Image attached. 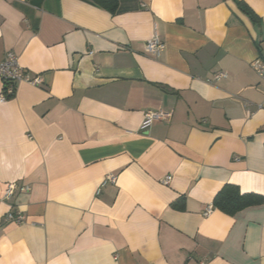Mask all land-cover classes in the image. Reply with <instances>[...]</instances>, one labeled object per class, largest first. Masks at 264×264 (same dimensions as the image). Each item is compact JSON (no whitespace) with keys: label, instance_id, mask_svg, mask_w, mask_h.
<instances>
[{"label":"crops","instance_id":"1","mask_svg":"<svg viewBox=\"0 0 264 264\" xmlns=\"http://www.w3.org/2000/svg\"><path fill=\"white\" fill-rule=\"evenodd\" d=\"M118 1L0 0V63L42 79L0 103V264H264V205L205 214L264 197V0Z\"/></svg>","mask_w":264,"mask_h":264},{"label":"built area","instance_id":"2","mask_svg":"<svg viewBox=\"0 0 264 264\" xmlns=\"http://www.w3.org/2000/svg\"><path fill=\"white\" fill-rule=\"evenodd\" d=\"M165 47V43L162 42L158 36H155L153 39L147 41L145 51L149 55L159 56ZM252 68L259 79L264 82V62L256 60L252 63ZM226 77L227 75L225 73H218L214 75L213 81H219ZM0 79L4 85V91L2 95H0V103L6 101L9 96L15 95L20 84L27 83L32 86H37L42 82L39 76H31L30 73L20 65L19 57L14 52H7L4 60L0 63ZM209 82L212 83V81ZM169 118L170 116L164 112L149 111L145 115L140 130L143 132L148 131L156 121H164ZM171 179L172 177L168 176L163 182L169 184ZM110 180H114V177L111 176ZM30 191L31 187L28 185L13 182L8 185L5 198L10 200L17 192L27 194ZM212 210L213 207L211 206L205 211V214L209 215ZM6 220L11 223L22 225L25 222V216L21 211L15 210L6 215Z\"/></svg>","mask_w":264,"mask_h":264},{"label":"trees","instance_id":"3","mask_svg":"<svg viewBox=\"0 0 264 264\" xmlns=\"http://www.w3.org/2000/svg\"><path fill=\"white\" fill-rule=\"evenodd\" d=\"M94 2L103 8L109 10L112 14H117L119 11V1L118 0H94ZM237 5L249 16L254 22H258L256 14L253 10L248 7L247 4L241 1H237ZM14 96V95H13ZM13 96H9L13 97ZM264 205V197L255 193H241L239 187L235 185H226L224 188L216 195L213 202V209L217 208L228 215H235L247 208L257 207ZM177 208L183 209V200L176 204Z\"/></svg>","mask_w":264,"mask_h":264}]
</instances>
